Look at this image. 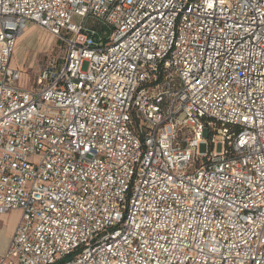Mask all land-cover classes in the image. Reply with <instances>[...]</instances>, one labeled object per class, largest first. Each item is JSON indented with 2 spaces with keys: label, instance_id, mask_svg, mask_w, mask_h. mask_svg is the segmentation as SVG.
Instances as JSON below:
<instances>
[{
  "label": "built area",
  "instance_id": "2783aa9c",
  "mask_svg": "<svg viewBox=\"0 0 264 264\" xmlns=\"http://www.w3.org/2000/svg\"><path fill=\"white\" fill-rule=\"evenodd\" d=\"M9 211L0 264H264V0H0Z\"/></svg>",
  "mask_w": 264,
  "mask_h": 264
},
{
  "label": "rangeland",
  "instance_id": "374dc122",
  "mask_svg": "<svg viewBox=\"0 0 264 264\" xmlns=\"http://www.w3.org/2000/svg\"><path fill=\"white\" fill-rule=\"evenodd\" d=\"M73 20L78 22L79 17H73ZM61 55V42L31 23L16 40L10 64L22 70L23 84L31 86L45 62ZM86 65V62L83 63L82 68L86 69ZM18 218V211L0 214V248L7 241L10 228H15Z\"/></svg>",
  "mask_w": 264,
  "mask_h": 264
},
{
  "label": "crops",
  "instance_id": "0c3cea01",
  "mask_svg": "<svg viewBox=\"0 0 264 264\" xmlns=\"http://www.w3.org/2000/svg\"><path fill=\"white\" fill-rule=\"evenodd\" d=\"M29 24H31V23H29ZM29 24L27 25V27L29 26ZM11 58H12V57H11ZM12 231H13V228L11 227L10 230H9V232H8V238H9V236L11 235ZM8 238H7V240H8ZM6 243H7V241L3 244V246H2L0 249L3 250V248H4L5 245H6Z\"/></svg>",
  "mask_w": 264,
  "mask_h": 264
},
{
  "label": "bare ground",
  "instance_id": "6f19581e",
  "mask_svg": "<svg viewBox=\"0 0 264 264\" xmlns=\"http://www.w3.org/2000/svg\"><path fill=\"white\" fill-rule=\"evenodd\" d=\"M23 32H24V31H23ZM23 32H22V33H23ZM22 33H21V34H22ZM21 34H20V35H21ZM20 35H19V36H20ZM17 39H18V38H17Z\"/></svg>",
  "mask_w": 264,
  "mask_h": 264
}]
</instances>
